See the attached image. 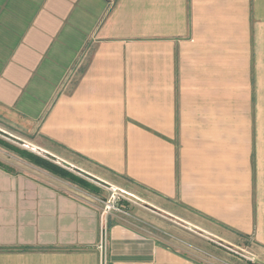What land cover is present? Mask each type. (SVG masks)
Wrapping results in <instances>:
<instances>
[{"label": "crops", "instance_id": "crops-1", "mask_svg": "<svg viewBox=\"0 0 264 264\" xmlns=\"http://www.w3.org/2000/svg\"><path fill=\"white\" fill-rule=\"evenodd\" d=\"M0 122L264 250V0H0ZM76 187L0 168V264H204Z\"/></svg>", "mask_w": 264, "mask_h": 264}, {"label": "rangeland", "instance_id": "rangeland-1", "mask_svg": "<svg viewBox=\"0 0 264 264\" xmlns=\"http://www.w3.org/2000/svg\"><path fill=\"white\" fill-rule=\"evenodd\" d=\"M9 136L17 138L18 141ZM30 137V135L25 136L0 122L1 141L64 167L57 160L49 159L45 154L34 149L30 142L33 137ZM0 163L12 170H24L29 164L1 145ZM67 170L100 189V193L94 195L76 187L81 193H85L84 195L93 199L100 217L111 216L116 222L158 234L165 237L166 240H175L176 243L192 251V254L197 256L196 259L204 264H264V250H259L250 240L214 225L183 207L170 205V211L182 217L181 219L175 218L151 207L150 203L140 201L108 185H101L71 169ZM186 220L198 223V225L189 224Z\"/></svg>", "mask_w": 264, "mask_h": 264}, {"label": "trees", "instance_id": "trees-1", "mask_svg": "<svg viewBox=\"0 0 264 264\" xmlns=\"http://www.w3.org/2000/svg\"><path fill=\"white\" fill-rule=\"evenodd\" d=\"M0 145L3 146L5 149L15 153L20 159L25 160L29 164L38 167L62 180L67 181L70 184H73L90 194L98 195L100 193V189L93 184L89 183L87 180L76 176L72 172L68 171L64 167H61L52 161L38 156L36 154L30 153L25 150H19L3 141L0 140ZM0 168L12 172V169L0 163ZM127 205V204H125ZM112 225L109 221L107 222V227L109 228ZM242 237V236H240Z\"/></svg>", "mask_w": 264, "mask_h": 264}, {"label": "built area", "instance_id": "built-area-1", "mask_svg": "<svg viewBox=\"0 0 264 264\" xmlns=\"http://www.w3.org/2000/svg\"><path fill=\"white\" fill-rule=\"evenodd\" d=\"M106 217H101V233H100V241L98 245V250L101 254L105 250V238H106Z\"/></svg>", "mask_w": 264, "mask_h": 264}, {"label": "water", "instance_id": "water-1", "mask_svg": "<svg viewBox=\"0 0 264 264\" xmlns=\"http://www.w3.org/2000/svg\"><path fill=\"white\" fill-rule=\"evenodd\" d=\"M9 137L12 138V139H14V140H16V141H18L17 139H15V138H13V137H11V136H9ZM45 155H46L49 159H52V160L56 161V158L53 157L52 155H49V154H46V153H45ZM75 171H76L77 173L82 174L83 176H85V177L88 178V179H91V180H93V181H96L97 183H99V184H101V185H106L105 183H103V182H101V181H99V180H97V179H95V178H93V177H91V176H88V175H86V174L80 172L79 170H76V169H75Z\"/></svg>", "mask_w": 264, "mask_h": 264}, {"label": "bare ground", "instance_id": "bare-ground-1", "mask_svg": "<svg viewBox=\"0 0 264 264\" xmlns=\"http://www.w3.org/2000/svg\"><path fill=\"white\" fill-rule=\"evenodd\" d=\"M123 193V192H122Z\"/></svg>", "mask_w": 264, "mask_h": 264}]
</instances>
